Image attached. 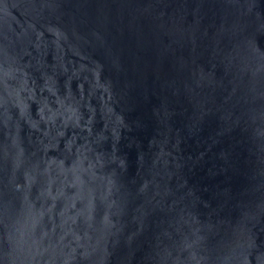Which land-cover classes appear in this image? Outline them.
Segmentation results:
<instances>
[{"label": "water", "instance_id": "1", "mask_svg": "<svg viewBox=\"0 0 264 264\" xmlns=\"http://www.w3.org/2000/svg\"><path fill=\"white\" fill-rule=\"evenodd\" d=\"M0 264H264V0H0Z\"/></svg>", "mask_w": 264, "mask_h": 264}]
</instances>
